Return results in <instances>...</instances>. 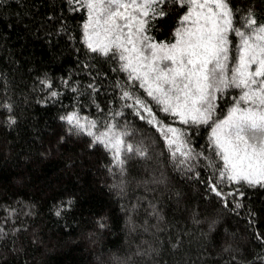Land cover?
<instances>
[{
	"label": "trees",
	"instance_id": "trees-1",
	"mask_svg": "<svg viewBox=\"0 0 264 264\" xmlns=\"http://www.w3.org/2000/svg\"><path fill=\"white\" fill-rule=\"evenodd\" d=\"M230 2L237 27L249 9L264 23V0ZM77 7L0 0V264H264V189L220 183L211 127L182 125L153 105L160 120L189 133L191 170L174 167L160 132L125 106L133 101L122 90L150 98L118 59L88 50L87 11ZM165 11L150 33L157 42H172L186 9L169 3ZM229 39L235 56L239 37ZM239 95L228 89L216 118ZM72 112L101 131L116 123L147 156L131 155L123 176L110 173V152L61 119ZM212 183L233 195L216 196Z\"/></svg>",
	"mask_w": 264,
	"mask_h": 264
},
{
	"label": "snow or ice",
	"instance_id": "snow-or-ice-1",
	"mask_svg": "<svg viewBox=\"0 0 264 264\" xmlns=\"http://www.w3.org/2000/svg\"><path fill=\"white\" fill-rule=\"evenodd\" d=\"M68 3L78 6L73 11H87L83 40L88 50L118 59L129 84L143 89L150 98L149 101L132 90H122L121 99L133 101L125 106L134 108L141 120L160 132L174 167L191 170L189 164L196 154L189 146V133L186 128L160 120L153 105L182 125L211 127L209 146L223 165L218 169L220 183L264 189V23L257 21L251 9L237 27L236 14L240 10L234 9L230 0ZM169 3L186 11L180 16L172 42H157L150 35L153 22L168 15L165 6ZM231 34L239 37L235 56L230 55ZM231 88L239 89L240 95L234 98L227 114L218 119L216 101ZM61 119L73 126L70 130L87 132L93 137V145L100 144L110 152V173L114 167L123 176L131 155L147 156L146 149L127 142L129 133L120 131L116 123L104 124L101 131L95 120L82 124L76 112ZM210 190L218 197L233 195L222 193L217 183L210 184ZM237 192L245 195L238 189ZM235 207L242 205L237 202ZM56 214L60 215V211Z\"/></svg>",
	"mask_w": 264,
	"mask_h": 264
},
{
	"label": "rangeland",
	"instance_id": "rangeland-1",
	"mask_svg": "<svg viewBox=\"0 0 264 264\" xmlns=\"http://www.w3.org/2000/svg\"><path fill=\"white\" fill-rule=\"evenodd\" d=\"M81 121H83L84 123L83 124H86L87 122L86 121H84L83 119H81Z\"/></svg>",
	"mask_w": 264,
	"mask_h": 264
}]
</instances>
